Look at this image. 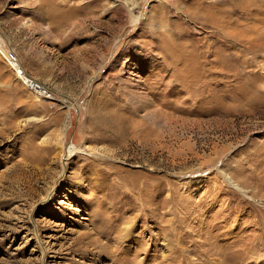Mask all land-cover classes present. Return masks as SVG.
I'll return each mask as SVG.
<instances>
[{"label": "rangeland", "instance_id": "rangeland-1", "mask_svg": "<svg viewBox=\"0 0 264 264\" xmlns=\"http://www.w3.org/2000/svg\"><path fill=\"white\" fill-rule=\"evenodd\" d=\"M0 53V264H264V0H0Z\"/></svg>", "mask_w": 264, "mask_h": 264}, {"label": "built area", "instance_id": "built-area-1", "mask_svg": "<svg viewBox=\"0 0 264 264\" xmlns=\"http://www.w3.org/2000/svg\"><path fill=\"white\" fill-rule=\"evenodd\" d=\"M1 55L4 58V60L6 61V63L8 64V66L11 68V70L16 74V76H18L19 79L21 81H23V84L25 86H27L34 93L38 92L39 95L43 98H49L50 97L49 93L47 92L48 88L46 86H44L41 83H37L30 78L25 79L24 77H22V75H24L25 72L21 71L20 67H19L20 69H17V65L20 66V61H18L17 55L15 54V52L8 51V52H6V54H1ZM17 62L19 64H17Z\"/></svg>", "mask_w": 264, "mask_h": 264}, {"label": "bare ground", "instance_id": "bare-ground-1", "mask_svg": "<svg viewBox=\"0 0 264 264\" xmlns=\"http://www.w3.org/2000/svg\"><path fill=\"white\" fill-rule=\"evenodd\" d=\"M137 19H138V15H133L132 16V23H134V22H136L137 21ZM12 52H14V51H12ZM16 54V53H15ZM17 55V54H16ZM17 58H18V56H17ZM19 59V58H18ZM17 64H19L18 62H17ZM21 68V71H24L25 72V70H23L24 68L21 66V63H20V66H18L17 65V69H20ZM23 68V69H22ZM16 75V74H15ZM17 77V76H16ZM22 77H24L25 79L26 78H30V79H32L33 81H35V82H37V83H40V81H38L37 79H33L30 75H28L26 72L24 73V75H22ZM23 82V81H22ZM23 84V83H22ZM24 85V84H23ZM25 86V85H24ZM26 88H28L27 86H25ZM29 89V88H28ZM30 90V89H29ZM47 92L49 93V96H50V98L52 97V94H51V91H49L48 89H47ZM36 94H38L39 95V93L38 92H36ZM73 151H76V149H75V147L73 146V145H71V144H69V146L67 147V152H66V155H68L69 153H71V152H73ZM68 157V156H67ZM124 237H125V235H121L120 236V241H121V243H122V241H123V239H124ZM115 241H117V242H119V239L118 240H115ZM120 243V242H119ZM120 243V244H121Z\"/></svg>", "mask_w": 264, "mask_h": 264}]
</instances>
